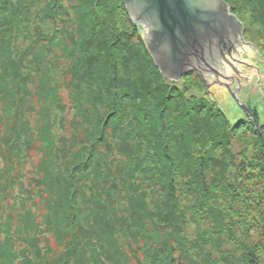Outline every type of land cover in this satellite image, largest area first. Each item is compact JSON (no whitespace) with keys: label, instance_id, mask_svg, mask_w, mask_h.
<instances>
[{"label":"trees","instance_id":"16d2710c","mask_svg":"<svg viewBox=\"0 0 264 264\" xmlns=\"http://www.w3.org/2000/svg\"><path fill=\"white\" fill-rule=\"evenodd\" d=\"M210 95L124 0H0V264H264V124Z\"/></svg>","mask_w":264,"mask_h":264},{"label":"water","instance_id":"95a60500","mask_svg":"<svg viewBox=\"0 0 264 264\" xmlns=\"http://www.w3.org/2000/svg\"><path fill=\"white\" fill-rule=\"evenodd\" d=\"M131 19L144 26V39L153 56L155 64L169 80L179 81L184 73L200 67L202 80L207 90L219 83L224 85L239 103L240 107L251 116L260 129L250 108L242 103L236 93L241 87L237 77V89L232 90L228 83L220 78L232 81L220 68L223 64H212L208 58L214 51L223 52L229 37L238 44L234 54L240 56L243 46L242 33L244 24L230 12L225 0H124ZM250 43H248L249 45ZM251 45V44H250ZM233 54V53H232ZM230 54V56L232 55ZM225 59V54H223ZM234 63H241L234 61ZM233 70L239 74L237 65ZM221 69V70H220ZM200 70V69H199ZM207 73L214 74L218 81H211ZM213 95V94H212ZM264 135V131L261 132Z\"/></svg>","mask_w":264,"mask_h":264},{"label":"rangeland","instance_id":"374dc122","mask_svg":"<svg viewBox=\"0 0 264 264\" xmlns=\"http://www.w3.org/2000/svg\"><path fill=\"white\" fill-rule=\"evenodd\" d=\"M244 22L248 27L245 31L246 40L251 47L248 46L242 56L245 63L242 68L245 70V78L240 81L241 87L236 95L242 103L257 111L258 123L264 124V38L258 32L257 25L250 24L249 20ZM236 76L239 78V74ZM227 83L232 90L237 89L238 82L228 81ZM211 92L213 95L210 97L222 108L231 122L246 118L247 114L225 86L216 83L211 86Z\"/></svg>","mask_w":264,"mask_h":264},{"label":"flooded vegetation","instance_id":"af4514ba","mask_svg":"<svg viewBox=\"0 0 264 264\" xmlns=\"http://www.w3.org/2000/svg\"><path fill=\"white\" fill-rule=\"evenodd\" d=\"M231 12V11H230ZM232 13V12H231ZM233 14V13H232ZM141 26H142V28H143V31H144V33L146 32V30H144V26L142 25V24H140ZM242 38H243V46L242 47H240L239 48V54H240V56H237L238 54H234V52H235V50L236 49H238V44H237V46H236V44H234L233 43V37H229L228 38V41H227V45H226V49L223 51V52H221V51H218V50H216V51H214V53H213V55L212 56H210L209 58H208V60L212 63V64H220L221 62H223V64H221L220 65V68H222V72L224 73V74H226L227 76H229V77H233V78H231V80L233 81V82H236L237 83V74H236V72L233 70V68H234V66L232 65L233 63H234V61L236 60V61H239V62H241V63H238V64H236V63H234V65L236 64L237 65V68H238V70H239V78L241 79L240 81H242L244 78H245V74H244V72H245V70H243L242 68H243V65H245V63H244V61H243V58H242V56L245 54V51L247 50V48H248V46H250V44L248 45V43H247V40H246V36H245V31H243V33H242ZM237 47V48H236ZM251 47V46H250ZM236 48V49H235ZM233 53V54H232ZM223 54H225V59H224V57H223ZM230 54H232L231 56H230ZM232 63V64H231ZM240 68H241V70H240ZM200 69V70H199ZM200 71H202V68H200V67H195V68H192L191 70H189L188 72H186V73H184L183 74V76L181 77V79L185 76V75H187V74H189V73H195V74H197V75H199L200 77H201V79H202V73L200 74ZM208 75H206L207 77H210V80L211 81H215V82H217L218 80L217 79H215L213 76H214V74H212V73H207ZM231 75H233V76H231ZM180 79V80H181ZM179 80V81H180ZM220 80H221V82H224V83H227L229 80H226V79H222V78H220ZM204 82V81H203ZM205 84V83H204ZM223 86V85H222Z\"/></svg>","mask_w":264,"mask_h":264},{"label":"bare ground","instance_id":"6f19581e","mask_svg":"<svg viewBox=\"0 0 264 264\" xmlns=\"http://www.w3.org/2000/svg\"><path fill=\"white\" fill-rule=\"evenodd\" d=\"M221 86H222V84H221ZM224 86V85H223Z\"/></svg>","mask_w":264,"mask_h":264}]
</instances>
